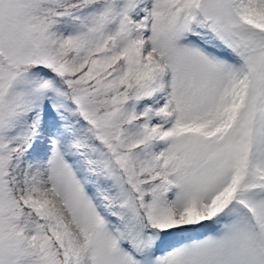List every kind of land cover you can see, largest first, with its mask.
I'll use <instances>...</instances> for the list:
<instances>
[{"label": "snow or ice", "instance_id": "obj_1", "mask_svg": "<svg viewBox=\"0 0 264 264\" xmlns=\"http://www.w3.org/2000/svg\"><path fill=\"white\" fill-rule=\"evenodd\" d=\"M0 264H264V0H0Z\"/></svg>", "mask_w": 264, "mask_h": 264}]
</instances>
